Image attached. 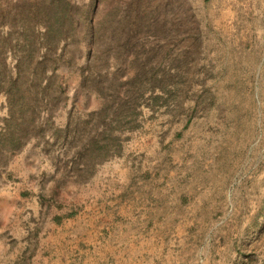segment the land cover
I'll return each mask as SVG.
<instances>
[{
	"label": "rangeland",
	"instance_id": "374dc122",
	"mask_svg": "<svg viewBox=\"0 0 264 264\" xmlns=\"http://www.w3.org/2000/svg\"><path fill=\"white\" fill-rule=\"evenodd\" d=\"M0 99L49 199L131 168L190 202V264H264V0H0Z\"/></svg>",
	"mask_w": 264,
	"mask_h": 264
},
{
	"label": "crops",
	"instance_id": "0c3cea01",
	"mask_svg": "<svg viewBox=\"0 0 264 264\" xmlns=\"http://www.w3.org/2000/svg\"><path fill=\"white\" fill-rule=\"evenodd\" d=\"M5 111L0 99V264H190V202L110 164L70 201L49 199L30 143L18 153L1 146Z\"/></svg>",
	"mask_w": 264,
	"mask_h": 264
}]
</instances>
